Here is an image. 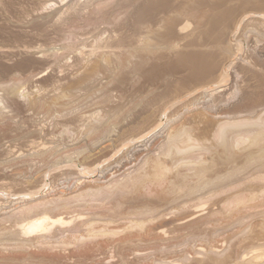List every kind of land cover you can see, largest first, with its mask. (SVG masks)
I'll return each instance as SVG.
<instances>
[{
    "label": "rangeland",
    "instance_id": "obj_1",
    "mask_svg": "<svg viewBox=\"0 0 264 264\" xmlns=\"http://www.w3.org/2000/svg\"><path fill=\"white\" fill-rule=\"evenodd\" d=\"M0 264H264V0H0Z\"/></svg>",
    "mask_w": 264,
    "mask_h": 264
},
{
    "label": "bare ground",
    "instance_id": "obj_2",
    "mask_svg": "<svg viewBox=\"0 0 264 264\" xmlns=\"http://www.w3.org/2000/svg\"><path fill=\"white\" fill-rule=\"evenodd\" d=\"M246 19V18H245ZM215 88H217V87H215ZM127 162H129V161H127ZM134 165V164H133ZM119 168H120V166H119ZM43 213V212H42ZM41 215V214H40ZM46 218L44 217V219H42L41 221H39L38 222V224H37V228H41L42 226H43V222H44V220H45Z\"/></svg>",
    "mask_w": 264,
    "mask_h": 264
}]
</instances>
